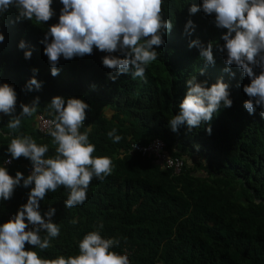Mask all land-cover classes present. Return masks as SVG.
<instances>
[{"label":"trees","instance_id":"16d2710c","mask_svg":"<svg viewBox=\"0 0 264 264\" xmlns=\"http://www.w3.org/2000/svg\"><path fill=\"white\" fill-rule=\"evenodd\" d=\"M200 3L163 0L162 14L173 28L163 37V46L155 48L159 58L149 64L143 79L133 77L130 70L115 82L102 66L106 53L95 48L82 58L61 57L59 74L51 75L40 41L58 23L59 0H53L55 15L48 22L17 21L14 7L0 15V33L5 37L0 43V83L14 87L16 114L20 103L30 104L39 97L36 113L22 117L15 131L7 127L10 117L0 114V166L10 156L11 139L18 135L48 145L45 158L56 154L52 137L36 128L38 115L54 119L49 103L55 96L89 105L80 131L91 127L89 142L96 149L92 155L112 160L111 175L103 181L93 178L82 205L65 207L68 193L62 186L47 193L40 201V212L55 209L52 222L59 225L60 235L50 240L48 249L26 245V250L43 259L75 256L83 236L99 230L104 238L119 241L112 250L127 254L131 264H264V118L259 108L254 115L243 108L248 97L242 88L248 78L235 66H230L234 77L224 71L229 67L224 63L226 54L217 45H223L220 37L225 30L215 27L214 15L202 11L189 15V7ZM188 20L195 25L191 35L184 34ZM21 40L25 49L18 48ZM192 40L204 45L213 42L214 65L200 57L198 48L188 47ZM25 51H31L30 59H24ZM32 69L38 70L35 76ZM192 76L208 86L222 79L229 85L232 107H222L198 128L189 130L185 125L173 132L168 121L178 113L186 80ZM32 78L42 83L39 91L25 89ZM208 127L210 135L205 131ZM112 129L122 137L119 143L108 137ZM154 139L164 142L169 156L183 160L179 176L172 177L154 160L131 151L132 144L146 145ZM30 164L23 157L13 160L9 175L20 172L26 178ZM29 191L18 186L10 200H0V224L27 202Z\"/></svg>","mask_w":264,"mask_h":264},{"label":"clouds","instance_id":"9594fccd","mask_svg":"<svg viewBox=\"0 0 264 264\" xmlns=\"http://www.w3.org/2000/svg\"><path fill=\"white\" fill-rule=\"evenodd\" d=\"M59 2L62 8L58 23L51 25L40 41L53 77L59 74L57 65L61 57L65 60L82 58L92 55L95 48L106 53L101 62L103 67L109 69L108 78L111 81L115 82L120 75L128 74L130 70L133 77L143 79L149 64L159 58L155 48L163 46V37L173 28L172 21L165 19L162 14L163 0ZM52 3L53 0H0V15L14 7L17 21L35 19L37 23L48 22L55 15ZM200 11L207 16L214 15L215 27L225 30L220 37L223 45H217L219 52L226 54L224 63L229 67L224 71L234 77L230 66H235L249 80L242 88L248 97L243 102V108L249 115H254L259 108V115L264 118V0H201L199 6L193 4L188 9L189 15ZM194 28L192 20H188L184 34L191 35ZM4 39L0 33V43ZM26 47L21 40L18 48ZM188 47L198 48L200 57L208 65L215 64L213 42L204 45L199 40H192ZM31 55V51H25L24 59H30ZM256 69L259 70L258 74ZM37 71L32 69L33 76ZM200 75H204L203 70H200ZM41 87L42 83L35 78L25 85L29 92L39 91ZM186 87L178 113L168 121L173 132L185 125L189 130L198 128L202 122H210L222 107H232L229 85L222 79L208 86L207 81L198 82L192 76L186 80ZM17 99L13 86L0 83V114L10 117L7 127L13 131L19 129L22 117L33 116L39 106V97H36L30 104L20 103L21 111L16 114ZM49 108L54 110V119L50 118L52 120L45 123L52 127L48 133L42 134L52 137L56 154L45 158L49 151L48 145H38L31 136L18 135L11 139L7 147L11 158L3 162L7 165L21 157L28 159L31 164L26 167L27 177L20 172H16L13 177L9 175V169L7 171L6 167L0 166V200H10L18 186L30 188L27 202L7 222L0 224V264H131L127 254L112 250L119 241L104 238L99 230L89 231L83 236L78 243L79 254L75 256L43 259L36 251L26 250V245L40 250L48 249L50 240L60 235L59 225L52 222L55 209L49 208L43 214L40 212V201L48 192H55L62 186L68 193L64 205L73 208L86 201L93 178L103 181L112 173V160L109 157L92 155L96 149L89 142L91 127L80 131L87 119L89 105L81 99L55 96ZM205 131L210 135L211 127ZM107 135L115 143L122 139L116 134V129ZM150 143L132 144L131 151H138L135 146L143 147ZM163 150L169 156L165 144ZM169 157L182 161L180 173L174 174L165 169L163 163L153 157L143 158L154 160L172 177H177L184 170V162L179 157ZM41 232L47 235L42 237Z\"/></svg>","mask_w":264,"mask_h":264},{"label":"built area","instance_id":"2783aa9c","mask_svg":"<svg viewBox=\"0 0 264 264\" xmlns=\"http://www.w3.org/2000/svg\"><path fill=\"white\" fill-rule=\"evenodd\" d=\"M52 119L47 118L43 115H39L37 117V128L41 133H48L49 128L52 127L49 124H46V121H51ZM135 149H137L139 152H141L142 157H153L155 158L157 161L163 163V166L165 169L171 170L174 174H178L180 173L181 169H182V161L179 160L178 158H172L167 156L164 153V143L161 140H153L152 143H150L147 146H135ZM11 157L6 158L5 160L10 159ZM4 160V161H5ZM13 161V160H12ZM12 164V162L10 164H2L3 167L7 168V171L10 167V165ZM31 173V169L29 170V174ZM15 213H9L7 215V221L9 220V218L11 216H13ZM26 222V221H25ZM123 255V254H122Z\"/></svg>","mask_w":264,"mask_h":264},{"label":"crops","instance_id":"0c3cea01","mask_svg":"<svg viewBox=\"0 0 264 264\" xmlns=\"http://www.w3.org/2000/svg\"><path fill=\"white\" fill-rule=\"evenodd\" d=\"M1 166H2V164H1Z\"/></svg>","mask_w":264,"mask_h":264},{"label":"rangeland","instance_id":"374dc122","mask_svg":"<svg viewBox=\"0 0 264 264\" xmlns=\"http://www.w3.org/2000/svg\"><path fill=\"white\" fill-rule=\"evenodd\" d=\"M108 113V112H107Z\"/></svg>","mask_w":264,"mask_h":264}]
</instances>
